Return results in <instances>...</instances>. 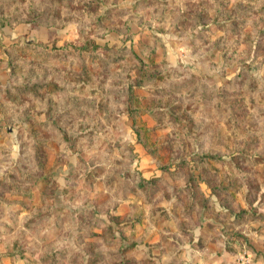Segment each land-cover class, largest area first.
Masks as SVG:
<instances>
[{"label":"rangeland","instance_id":"obj_1","mask_svg":"<svg viewBox=\"0 0 264 264\" xmlns=\"http://www.w3.org/2000/svg\"><path fill=\"white\" fill-rule=\"evenodd\" d=\"M0 264H264V0H0Z\"/></svg>","mask_w":264,"mask_h":264},{"label":"trees","instance_id":"obj_2","mask_svg":"<svg viewBox=\"0 0 264 264\" xmlns=\"http://www.w3.org/2000/svg\"><path fill=\"white\" fill-rule=\"evenodd\" d=\"M53 47V46H52ZM98 47V44H96L95 43V41L94 40H89V41H87V42H85V44H84V46H83V49H86V50H93V49H96ZM139 62H140V66H142L141 64L143 63L141 60H139ZM147 72H149L150 74H151V76L152 77H154V78H156L158 75H160L161 73L159 72V71H157V70H151V72H150V70L149 69H147V70H143V72H142V74L141 75H137L136 76V78L137 77H139V78H142L143 77V75H148V73ZM155 74H157V75H155ZM139 78H137V79H134V82H131L128 86H129V89H131V87H133L134 85H137V86H143L144 85V83L143 82H140L138 79ZM34 89H36L35 87H34ZM41 126H43V124H40ZM37 141V142H36ZM35 142H36V147H35V151L36 152H38V160L40 159V163H41V160L43 159V151L44 150H42V149H44V147H45V144H44V140L41 138V137H39V138H35ZM44 160H46L45 159V154H44ZM43 160V161H44Z\"/></svg>","mask_w":264,"mask_h":264}]
</instances>
